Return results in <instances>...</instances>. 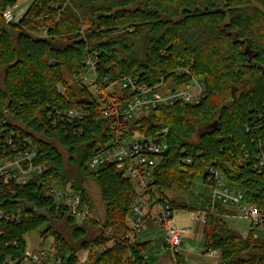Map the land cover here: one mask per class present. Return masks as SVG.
Instances as JSON below:
<instances>
[{
    "label": "trees",
    "instance_id": "1",
    "mask_svg": "<svg viewBox=\"0 0 264 264\" xmlns=\"http://www.w3.org/2000/svg\"><path fill=\"white\" fill-rule=\"evenodd\" d=\"M18 1L0 0V116L9 129L3 136L30 141L33 163L44 170L23 186L0 184V264L19 260L26 235L40 227L68 264H147L146 246L129 239L133 183L114 165L88 166L109 142L112 123L79 81L88 58L101 77L202 84L198 104L159 106L127 124L129 134L162 146L153 174L161 201H167L164 191L188 192L197 176L210 186L207 171L214 167L264 214V169L254 170L256 146L264 150V0H33L18 24H6L2 12ZM180 68L188 73L178 75ZM70 109L87 112L76 134L58 116ZM87 179L99 191L101 223L91 216ZM49 184L78 195L87 219L78 222L55 203ZM168 203L172 211L196 212ZM209 204L205 252H218V264H264L257 228L246 238L232 234L223 221L226 207ZM57 222L70 230L71 243L53 229ZM109 241L113 247L98 252Z\"/></svg>",
    "mask_w": 264,
    "mask_h": 264
},
{
    "label": "built area",
    "instance_id": "2",
    "mask_svg": "<svg viewBox=\"0 0 264 264\" xmlns=\"http://www.w3.org/2000/svg\"><path fill=\"white\" fill-rule=\"evenodd\" d=\"M28 1L33 2V0ZM18 2L2 12L1 15L6 24L14 23L16 19H22L31 5L30 3L26 8L20 9ZM46 32L47 30L43 29L41 34L45 35ZM86 66L87 70L79 78V81L84 87V81L87 80L84 76L89 72L94 75L90 81V85L97 93L94 100L100 108L101 116L104 119L112 120L109 126V142L91 159L88 166L90 169H94L106 164L114 165L133 183L136 199L130 206L129 239L133 240L135 235L143 229L147 219L154 213V221L165 232L168 247L175 255L180 247L181 231L170 225L173 211L168 201H161L153 191L154 168L163 152L162 146L151 137H143L135 132L129 134L127 124L159 106H170L177 102L198 104L204 97L203 86L196 79H191L188 83L179 86H174L173 83L161 79L158 84L150 86L128 76L117 79L108 76L101 77L98 74L97 64L92 58L86 60ZM187 73L186 68H180L177 71L178 75ZM57 91L60 95H65L62 87H58ZM4 113L7 114V112ZM58 116L70 125L73 134H76L78 132L76 127L87 116V112L70 109L59 113ZM3 122L4 120L0 116V125L3 126H0L2 142L0 145V184L26 185L37 175H40L44 167L34 165L33 160L36 157V152L30 141H25L18 136L5 139L3 135L9 129L3 125ZM255 159L257 163L254 170L261 174L264 169V150L259 144L256 146ZM236 163L240 165L239 160ZM228 169L231 170V167ZM207 178L212 190V208L216 204H221L226 208L234 207L237 211L234 209V214L230 215L231 218L246 220L252 227L264 231V214L259 211L257 206L245 202L241 190L230 188L224 176L214 167L208 169ZM46 191L55 203L66 207L78 222H84L87 219L89 209L86 205L81 204L78 195L70 194L62 187L53 184L47 185ZM239 213H241L240 216ZM206 215L205 211L195 212L193 218L205 223ZM113 245V241H109L98 252L103 253ZM12 263L68 264L66 259L56 256L52 248L38 253L25 252L19 260ZM76 264H81V262Z\"/></svg>",
    "mask_w": 264,
    "mask_h": 264
},
{
    "label": "crops",
    "instance_id": "3",
    "mask_svg": "<svg viewBox=\"0 0 264 264\" xmlns=\"http://www.w3.org/2000/svg\"><path fill=\"white\" fill-rule=\"evenodd\" d=\"M180 195V194H179ZM178 193L164 191L165 199L174 204L188 206L183 199H179ZM200 206L196 212L205 211L210 199L201 197ZM178 211V213H177ZM182 212V213H181ZM182 214V215H181ZM130 226V224H128ZM171 227L181 231V243L178 253L173 255L167 244L165 232L155 223L154 213L147 219L143 229L135 235V240L146 246L145 261L147 264H218L220 254L218 252H205L204 247V223L193 218V213L185 210H174L170 223Z\"/></svg>",
    "mask_w": 264,
    "mask_h": 264
},
{
    "label": "rangeland",
    "instance_id": "4",
    "mask_svg": "<svg viewBox=\"0 0 264 264\" xmlns=\"http://www.w3.org/2000/svg\"><path fill=\"white\" fill-rule=\"evenodd\" d=\"M30 1L28 0H20L18 2V5L20 9H24L27 6L30 5ZM87 80L84 81V88L90 93V95L93 98H96L97 93L93 90L92 85H90V81L94 78V75L89 72L87 73L86 76ZM67 81L69 83H72L70 78L66 77ZM73 86V83H72ZM141 116V115H140ZM202 128H199L197 131H201ZM63 152V151H62ZM65 155V153L63 152ZM66 157V156H65ZM67 171H71V168L69 166L66 167ZM228 186L232 189H237L239 190L238 187L231 186L228 184ZM84 190L86 194L88 195L90 202L92 204V218L96 222H102L103 221V206L102 202L100 199L99 191L97 189V186L95 182L91 179H87L83 183ZM211 187L204 184L202 180V176H197L194 181L192 182L191 187L189 188L188 192L184 194H178L180 197L179 199H183L181 201H184L188 206L192 207L193 209H197L200 206L201 203V197L205 199H210L211 197ZM210 205V204H209ZM210 209L212 210V207L210 205ZM234 209L237 211L236 208L230 207L226 208L227 213L230 215L234 214ZM178 213V211H177ZM182 213V212H181ZM182 215V214H181ZM230 215H227V217H223V221L227 225V228L230 230L232 234L238 235L242 238L247 237V233L250 229L253 227L251 226L250 222L239 219V218H231ZM241 213H239V216ZM130 219V218H129ZM129 223V220H128ZM130 224V223H129ZM55 227L53 228L55 231L59 232L68 242L70 239L71 232L69 229H67L66 225L64 222H57L54 225ZM44 231V227H40L37 230L30 232L29 234L26 235L25 237V242H26V251L25 252H40V251H48L50 248H52V239L46 238L41 236V233ZM87 231L91 235H94L96 230L91 227L90 225H87ZM256 236L258 240L264 241V231L260 228L255 230ZM71 243V242H70ZM260 243V242H259ZM81 261H85L86 259V254L82 253L81 254ZM8 264H13V263H8Z\"/></svg>",
    "mask_w": 264,
    "mask_h": 264
},
{
    "label": "water",
    "instance_id": "5",
    "mask_svg": "<svg viewBox=\"0 0 264 264\" xmlns=\"http://www.w3.org/2000/svg\"><path fill=\"white\" fill-rule=\"evenodd\" d=\"M19 19H16L15 21H14V24H18L19 23Z\"/></svg>",
    "mask_w": 264,
    "mask_h": 264
}]
</instances>
